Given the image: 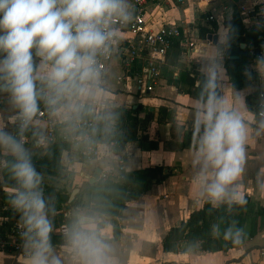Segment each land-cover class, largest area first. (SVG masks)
<instances>
[{
    "label": "crops",
    "instance_id": "1",
    "mask_svg": "<svg viewBox=\"0 0 264 264\" xmlns=\"http://www.w3.org/2000/svg\"><path fill=\"white\" fill-rule=\"evenodd\" d=\"M252 1L237 0L234 4L228 3V9L225 11H222L218 5H210L209 11L202 13L213 15L210 22L197 17L194 0H192L194 15L185 17L183 24L169 22L173 18L170 14H167V18L158 15L160 16L159 21L154 16L155 14H151L157 24L169 23L183 28H191V37L195 41V45L189 54L179 46L178 53L164 55L160 61L154 62L144 50L143 53H138V63L135 64L132 61L133 58L129 54H125L127 49L120 44V41L115 43L106 60L104 70L101 72L99 91L96 100L92 102V112H99L103 117V110L118 106L136 109L140 104L139 109L131 112L137 118L133 129L134 139H129L122 146L115 147L113 141L107 142L103 138L104 144L98 146L100 147L98 155L93 156L90 153V148L96 146L97 142L86 139L80 130L75 131L76 133L72 132L66 125H62L64 121L61 118L54 119V141L64 140L69 146L65 155L64 167L65 172L73 174L72 178L68 179L69 183L73 185L72 188L77 186L79 188L82 184L89 183L88 180L95 168H99L101 171L108 169L113 172L114 174L108 181L121 188L125 187V183L120 176L126 172L154 165L161 166L163 169L165 176L153 183L151 188L140 194L139 197L128 200L121 215L101 210V216L98 217L100 221H103V226L100 227L101 231L110 239L113 227L116 226L119 229L118 238L109 240L114 247L118 264H264V215L258 216L259 229L254 235H249V222H245L241 240L237 245L227 250L208 252L199 248L191 249L183 242L179 252L169 253L163 252L161 246V240L167 230L179 220L186 218L193 208L201 206L204 201L195 194L196 168L193 166V158L197 150L195 120L207 106L208 100L200 101L195 96L197 82L190 86V93L179 90L175 85L167 82L168 79L177 78L181 72L190 69L191 64H196L197 71L212 79L219 90L216 99L222 101L230 110L237 112L246 124L248 128L246 164L244 173L237 183L244 196H247L252 203L264 207V189L258 186L261 181H264V127L257 123L253 112L255 91L264 85V55L263 60L253 55L244 58L247 61L246 67L248 70L254 71L257 78L246 87L234 88L225 72V55L223 54V44L227 42L228 31L223 22L230 19L233 14H237L235 11L239 9L240 5L245 4L250 7ZM150 5L152 4L146 6V10ZM161 8L158 7V10ZM214 10H217L218 13L216 14ZM213 21L216 22L217 27L211 33L217 34V45L205 37L207 33L201 36L198 31L200 27L211 29ZM262 24L264 22L259 24L255 19L254 22L248 23V25L244 24V26H264ZM219 28L222 31L221 36L218 33ZM119 35H123L122 39L129 42L128 33L120 32ZM133 42L129 43L133 44ZM136 44L139 46L140 43L136 41ZM119 48L124 49V52L120 53ZM253 48L252 46L248 47L250 51ZM34 59L39 67L40 58L34 57ZM148 63H154L157 66L158 75L152 82L151 89L141 93L136 85V78L139 77L141 68ZM180 87L185 88L186 86L181 84ZM159 107L166 109L165 121H158ZM18 116V109L12 104L10 94L0 90V129L12 135L13 123ZM170 117L179 126L178 142L185 132H190L192 143L190 146L180 148L177 141L171 137L170 122L167 121ZM113 125V121L103 122V128L100 131L111 130ZM127 127L128 122L125 121L122 124L123 133L127 132ZM47 128L48 126L43 120L33 124L30 128L32 139L44 135ZM101 132L103 133V131ZM32 139L24 146L31 154L33 165H36L35 160L44 154L47 146H39ZM12 160L13 157L10 154L0 151V200H2V207L7 201L6 199L4 202L3 198H8V191L14 186H20L11 171ZM37 172L41 179L46 176L58 180L59 184L55 183V185L61 186L64 181L57 175ZM48 181V179H43L44 183H48ZM128 190L136 191L137 185L129 184ZM43 200L46 203V200ZM105 202L107 208L108 205L113 204V197L104 199L103 205ZM49 203L51 206V201ZM50 206L48 205V207ZM52 210H54L53 216L50 215L52 217H56L64 211L67 212V216L70 217L67 218L68 224L74 214L70 208L64 209L61 203ZM52 217H48L49 221ZM58 222L59 220H56L55 223L52 222L54 223L52 227L56 226ZM62 240V244L52 245L53 252L62 259L63 264H71L66 253L65 237H62ZM0 264H27V258H18L12 252L0 251Z\"/></svg>",
    "mask_w": 264,
    "mask_h": 264
},
{
    "label": "clouds",
    "instance_id": "2",
    "mask_svg": "<svg viewBox=\"0 0 264 264\" xmlns=\"http://www.w3.org/2000/svg\"><path fill=\"white\" fill-rule=\"evenodd\" d=\"M134 15L130 0H0V90L10 94L18 109L21 132L37 116L38 101L77 131V121L93 111L101 79L99 60L110 54L119 27ZM34 57L40 58L39 67ZM195 134V194L212 207H243L247 200L237 181L246 164V124L210 96L195 120ZM0 151L13 157L11 171L20 185L12 203L23 212L27 264H63L50 244L52 226L39 190L41 176L29 150L21 139L0 129ZM258 186L264 189V181ZM100 223L93 211L74 212L64 234L71 264H118ZM243 232L237 221L212 226L214 236L234 244Z\"/></svg>",
    "mask_w": 264,
    "mask_h": 264
},
{
    "label": "trees",
    "instance_id": "3",
    "mask_svg": "<svg viewBox=\"0 0 264 264\" xmlns=\"http://www.w3.org/2000/svg\"><path fill=\"white\" fill-rule=\"evenodd\" d=\"M211 29L200 27L198 28L199 34L204 36L208 32L216 29L217 24L215 21L211 23ZM227 31V42L234 40H242L247 45L246 47H258L261 54L259 59L263 60L264 55V31L260 25H251L245 27L240 17L237 14H233L230 19H226L223 22ZM178 42L175 41L167 49L165 55H174L179 51ZM196 64H191L190 69L181 72L179 77L168 79L167 82L175 85L179 90H183L190 93V86L195 82L196 93L195 96L200 100H208L210 96L215 98L219 95V90L216 84L208 76H205L201 72L195 69ZM247 61L242 58L229 59L224 56V68L228 76V80L232 87L243 88L248 86L252 81L257 78L254 71L248 70L246 67ZM183 84L186 87L181 88ZM141 107L137 105L136 109L129 107L128 109L118 106L112 107L107 110H103V122L108 123L113 121L114 125L111 130H101L104 133V140L107 142L115 141V147H120L123 143L129 139H134L133 129L135 128L137 118L132 115V111H136ZM164 107L158 109V121H165ZM87 115V114H85ZM84 115V116H85ZM128 122L127 132H122V124ZM170 122L169 132L170 135L180 148L190 146V132H185L182 139L178 142L179 126L175 124L172 117L168 120ZM62 125H65L63 123ZM69 149L68 143L64 140H58L48 143L44 154L38 158L36 165H34L37 171L57 175L59 177H67L64 165L61 164L62 153ZM165 174L161 166L154 165L146 168L132 170L122 174L120 177L125 183V187H119L108 180L105 182L87 183L84 186V209H88L96 213L98 217L101 216V210H106L111 214L121 215L125 204L128 200L139 197L140 194L148 191L153 183L161 180ZM136 184L137 190H128L129 184ZM81 189V188H80ZM79 192V191H78ZM77 192V193H78ZM81 193V190L80 192ZM106 194V196H104ZM113 197V204L108 205L106 208V202L103 205L104 199ZM105 197V198H104ZM68 198V196H67ZM65 199L63 205L65 208H71L77 205H81V195L78 194L72 199L71 202H67ZM247 203L243 207H233L227 209L226 207H212L205 200L201 206L193 208L186 218L179 220L175 225L171 226L161 240V246L163 252L177 253L181 249V243L185 242L191 249L199 248L203 251L215 252L221 250H227L237 243L231 241H225L222 238H217L212 233V226L216 223H221V228L224 226V222L237 221L238 226L243 228L245 222H249V235H254L259 229L258 216L264 215V207L258 204H254L250 199L245 196ZM51 201L52 205L48 207V202ZM46 208L53 209V199L49 198L45 203ZM1 215H9L13 218L16 216L7 210H2ZM100 227L103 226V221H100ZM119 236V229L114 226L112 230V237L109 240H115ZM55 243H63L62 237L55 233H50L51 246Z\"/></svg>",
    "mask_w": 264,
    "mask_h": 264
},
{
    "label": "built area",
    "instance_id": "4",
    "mask_svg": "<svg viewBox=\"0 0 264 264\" xmlns=\"http://www.w3.org/2000/svg\"><path fill=\"white\" fill-rule=\"evenodd\" d=\"M186 0H130V3L135 9V15L133 20L125 25L119 27V33H128V41L137 40L140 43V49L145 50L152 61H160L167 49L173 42L177 41L180 48H183L189 52L195 45V41L191 37V28H183L179 25L161 23L157 24L153 15L146 13V6L148 4L160 5L161 3L180 6L185 3ZM197 9V17H200L203 21H212V14H202L209 11L210 5H218L222 11L228 9V3H235L237 0H194ZM240 17L243 24L254 22L255 19L260 24L264 22V0H253L251 6L247 7L245 4L239 6V9L235 11ZM201 13V14H200ZM196 17V18H197ZM199 19V18H197ZM155 26V27H153ZM113 48V47H112ZM120 49V48H119ZM113 50V49H112ZM111 50V52H112ZM110 52V54H111ZM120 53L124 52V49H120ZM109 55L101 57L99 60L101 72L104 70L106 60ZM158 75L157 66L154 63H148L142 67L139 73V77L136 78V85L140 89L141 93L149 91L152 86V82ZM39 111L34 118L32 124L28 129L23 132L20 131L19 116L13 123L12 135L21 139L23 143L29 142L32 139L30 134V128L33 124L43 120L46 122L48 128L45 129L43 142H40L41 136L33 138L32 140L39 146H47L48 143L55 140L53 127L55 125L54 119L49 114V111L43 101H38ZM254 116L260 126L264 127V85L255 91L253 101ZM103 128V117L99 112H91L86 116H83L77 121V130L82 132V135L91 141L97 143L96 146L90 148L91 155H98L99 149L103 142V133L100 129ZM65 138V136H62ZM115 144V141L112 142ZM114 173L110 170H100L97 180L101 182L107 181ZM20 190V186H14L8 191V198L2 209L12 212L16 218L9 215H0V251L12 252L18 258H27L28 248L26 246L27 237L26 226L24 223L23 212L17 209L12 201L16 193ZM65 209V206L61 204ZM74 213L79 209V206L70 208ZM64 218L60 219L56 226L52 227L51 232L58 234L61 237H65V231L68 226L66 220L67 212H62Z\"/></svg>",
    "mask_w": 264,
    "mask_h": 264
},
{
    "label": "rangeland",
    "instance_id": "5",
    "mask_svg": "<svg viewBox=\"0 0 264 264\" xmlns=\"http://www.w3.org/2000/svg\"><path fill=\"white\" fill-rule=\"evenodd\" d=\"M171 5H173L172 3H170ZM158 7H162L160 10H158ZM214 12L217 14L218 11L217 10H214ZM146 13L147 14H155L154 16L158 19V21L160 20V16L158 15H162V17L164 18H167V14H170L172 15V19L169 20V22L171 23H175V24H180L182 23L183 24V19L185 17H191L194 15V10H193V2L192 0H186L184 4L178 6V7H175V6H170V5H167L165 3H161L160 5L156 6V5H150L148 6L147 10H146ZM212 23V22H211ZM196 24H197V21H196ZM264 25V24H262ZM261 26V25H260ZM155 27V26H153ZM261 28L263 29L264 31V26H261ZM218 33L219 35L221 36L222 34V31H221V28L218 29ZM123 38V35H119V41H120V44L125 48L127 49V51L125 50V54H129L132 58H133V62L135 64H137V59H138V53H143L144 50H141L140 49V44L138 46V44H136V41L137 40H134L131 41L133 42V44H130L129 42H127L125 39H122ZM114 56H116V54H114ZM134 81V80H133ZM76 133V132H75ZM62 179H64V181L61 183L62 185L61 186H58V185H55V183L59 184V181L54 179V178H50V177H46L44 176L42 179H41V183L39 185V190L40 192L42 193V199H45L46 201L49 200V198H53V209L60 203L63 204L65 199L67 198L71 188H72V184L69 183V178L68 177H61ZM43 179H48V183H44L43 182ZM74 186H77V185H74ZM84 186L85 184H82L81 186H79V192L81 190V193H76L75 197L80 194L81 195V201L82 204L81 205H78L79 206V209L78 210H84V202H85V189H84ZM78 187V186H77ZM81 188V189H80ZM68 190V192H67ZM6 196V195H5ZM7 197L3 198L4 202L6 201ZM68 209V208H67ZM2 200H0V212L2 211ZM53 211L54 210H48L47 208L45 209V212H46V215H47V218L48 217H52L53 215ZM69 214V213H68ZM52 215V216H50ZM69 217V215L66 217V220L67 218ZM64 218V216L60 213L58 214L56 217H52L51 220H50V223H51V226L55 223L56 220H60ZM70 218V217H69ZM54 222V223H52Z\"/></svg>",
    "mask_w": 264,
    "mask_h": 264
},
{
    "label": "water",
    "instance_id": "6",
    "mask_svg": "<svg viewBox=\"0 0 264 264\" xmlns=\"http://www.w3.org/2000/svg\"><path fill=\"white\" fill-rule=\"evenodd\" d=\"M208 40H211L213 44L217 45V34L208 32L205 36ZM219 48V45H218ZM223 54L229 59H238L248 58L250 56H260L261 52L258 47H254L251 51L246 47L245 42L234 40L232 42H225L223 44ZM66 153H62L61 164L64 165ZM100 169L95 168L94 172L90 176L88 182L93 183L97 180ZM73 174L71 172L67 173L68 178H72ZM79 191L78 187H74L68 194L67 202H71L75 197L76 193ZM50 206V203L48 204Z\"/></svg>",
    "mask_w": 264,
    "mask_h": 264
}]
</instances>
